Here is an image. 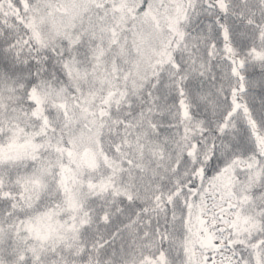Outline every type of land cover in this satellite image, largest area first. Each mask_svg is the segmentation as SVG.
I'll use <instances>...</instances> for the list:
<instances>
[{
    "label": "snow or ice",
    "instance_id": "1",
    "mask_svg": "<svg viewBox=\"0 0 264 264\" xmlns=\"http://www.w3.org/2000/svg\"><path fill=\"white\" fill-rule=\"evenodd\" d=\"M0 264H264V0H0Z\"/></svg>",
    "mask_w": 264,
    "mask_h": 264
}]
</instances>
